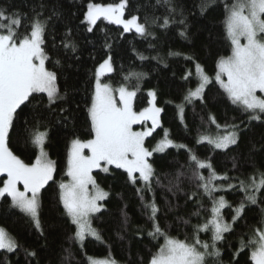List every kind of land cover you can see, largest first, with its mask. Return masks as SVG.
Segmentation results:
<instances>
[{
    "label": "trees",
    "instance_id": "16d2710c",
    "mask_svg": "<svg viewBox=\"0 0 264 264\" xmlns=\"http://www.w3.org/2000/svg\"><path fill=\"white\" fill-rule=\"evenodd\" d=\"M89 2L107 4L118 3L119 0H0V8L7 9L9 13H18L24 19L25 26L35 12L42 13V18L51 17L46 33V51L50 56L46 67L57 73L60 92L62 95L66 93L65 100L57 101L50 108L46 95L38 94L31 104L18 109L15 128L11 133V150L26 163L34 162L38 149L28 142L29 134L34 128L47 131L45 150L57 162V171L55 183L50 181L41 194L45 236H40L22 213L9 207L10 197L0 198V227L20 245L15 252L0 250V264H62L68 255L65 249H69L72 256L64 264H88V257L114 259L117 264H148L151 256L163 244L162 237L154 239L149 235L152 222L145 214L136 192L140 185H132L122 169L110 166L108 173L99 169L93 172L100 187L109 193L107 199L101 202L104 208L92 219V226L99 231L102 241L87 236L81 248L80 244L69 239L75 226L71 225L63 214L62 205L57 202L58 183L67 180L64 173L71 141L90 138L87 106L91 100L95 68L107 56H111L113 70L103 76L102 82L111 84L113 88L125 83L124 77L130 72L146 74L140 81V91L134 100L136 111L148 106L149 90L156 92V106L163 109L159 118L162 126L147 138L146 146L152 148L164 137L165 130L178 145L187 146V149L170 147L151 157L165 185L155 187V198L160 207L157 214L159 223L168 235L191 240L193 226L203 224L210 218L212 200L208 196L196 195L193 200L186 197V194L197 192L195 184L188 179L193 171L189 166L192 162L188 149L202 160L211 158L215 171L221 175L226 173L232 178L248 180L257 169L264 172V122H250L249 114L233 105L214 79L205 88L203 102L194 100L184 105L183 122L177 108L187 91L197 86L195 64L199 63L205 73L213 78L217 60L231 53L224 29L225 0H214L203 12L201 5L206 0H173L176 13L170 17L171 22L167 27L160 26L163 17L168 15L165 6L157 5L156 0H129L125 17L137 15L141 22L147 20L148 31L152 33L147 37H141L135 31L124 33L122 26L103 19L97 21L92 32L87 31L84 14ZM181 18L185 24L178 22ZM181 31L186 32L187 38L180 35ZM64 43L73 44L75 51L65 48ZM140 56L146 59L141 60ZM188 56L194 59H186ZM57 60L60 61L59 65L55 64ZM189 71L193 76L188 80L183 79ZM128 83L135 84L136 81ZM61 108L65 111H60ZM210 115L215 117L220 128L209 121ZM232 124L240 125L241 135L237 145L229 150L213 149L207 140L197 142L205 135L214 137L224 134L223 126ZM234 162L237 168H233ZM200 171L206 177L209 175L207 169ZM178 172L184 173L181 190L173 195L166 186ZM3 179L5 176L0 175V186ZM231 183L237 184L238 181L232 179ZM214 195L224 196L232 206L221 210L224 221L231 223L233 209L244 193L237 188L218 191ZM145 197L150 200L152 193H145ZM198 208L199 215H193ZM184 221L189 223L185 224ZM262 222L264 214L261 213V206L246 208L244 218L233 224V231L225 233V239L217 244L222 252L220 262L251 264L250 250L241 252L235 258L233 254L239 247L240 238L243 236L247 240L253 235L254 228L263 226ZM199 235L201 240H210L211 232H201ZM25 249L36 251L37 257L33 259L27 256ZM208 264L217 262L209 257Z\"/></svg>",
    "mask_w": 264,
    "mask_h": 264
},
{
    "label": "snow or ice",
    "instance_id": "6c2138e0",
    "mask_svg": "<svg viewBox=\"0 0 264 264\" xmlns=\"http://www.w3.org/2000/svg\"><path fill=\"white\" fill-rule=\"evenodd\" d=\"M212 3L214 0L202 3L201 12ZM156 4L166 7L168 15L163 17L160 26L167 27L171 22L170 17L176 13V6L173 0H156ZM128 6L129 0L107 4L89 2L84 14L87 31L92 32L97 21L103 19L110 24L122 26L124 33L135 31L141 37L152 35L148 31L147 20L141 22L137 15L125 17ZM224 11V29L230 42L231 54L221 56L217 60L214 80L233 105L249 114L250 122H264V95H257L258 92L264 94V0H231L230 3L225 0ZM50 19L51 17L42 18V13L35 12L25 26L24 19L18 13H9L7 9L0 8V175L6 177L0 186V198L10 197L9 207L22 213L40 236H45L42 223V190L50 181L55 183L57 171V162L51 159L45 150L48 133L40 131L39 128L30 132L28 142L38 149V154L31 163H26L14 154L9 145L18 109L22 110V106L31 104L38 94L46 95L49 108L66 98V93L62 95L58 87L57 73L46 67V62L50 60L46 51V33ZM178 22L185 24L183 18ZM22 27L23 31L20 30ZM180 35L187 38L184 31H181ZM63 46L75 51V46L71 43H64ZM140 59L146 57L140 56ZM186 59L191 61L194 58L188 56ZM59 63V60L55 61L56 65ZM112 70L109 56L95 72L91 100L87 106L90 138H75L71 141L64 173L67 180L58 183L57 202L62 205L63 214L71 225L75 226V231L69 239L80 244L81 248L86 235L102 241L99 231L92 226V219L104 208L101 202L107 199L109 193L100 187L93 172L99 169L108 173L110 166H114L127 174V179L132 185H140L136 192L140 196L145 214L152 222L149 235L154 239L163 238V244L151 256L148 264H208L209 257L217 264H222L219 259L222 252L217 244L225 239L224 234L233 231L232 225L244 218L245 210L249 206H261V213L264 214V172L257 169L248 180L232 178L226 173L221 175L215 171L211 158L202 160L188 149L192 162L189 166L193 169L192 176L188 179L195 184L197 192L186 194V197L187 200H193L196 195L208 196L212 200L210 218L203 224L193 226L191 240H181L168 235L159 223L157 214L160 207L155 198V187L165 185L162 184L151 157L154 153H163L170 147L187 149V146L176 145L169 138L167 130L154 147L146 146L147 138L162 126L159 118L163 109L156 106V92L149 90V107L136 111L134 100L140 91V81L146 74L130 72L124 77L125 83L114 89L111 84L101 82V76ZM191 76L193 73L189 71L183 79L188 80ZM195 77L197 86L195 89H189L183 102L177 105L181 122L184 105L191 104L194 100L203 102L205 88L213 82V78L205 73L199 63L195 64ZM131 80L136 83H128ZM60 111L65 109L61 108ZM148 121H151L150 127L136 130V125L144 126ZM209 121L217 128L221 127L214 116L210 115ZM223 127L224 134L214 137L205 135L197 142L207 140L213 149L229 150L231 146L237 145L240 139V125ZM237 167L234 162L233 168ZM201 169L209 170V175L204 176ZM183 176V172H178L169 179L166 187L173 195L181 190ZM232 179H236L238 183H231ZM214 181L225 183L216 184ZM237 188L244 196L233 209L231 223H227L221 210L232 206L224 196L216 197L214 193ZM145 193H152V198L146 199ZM193 215H199V208ZM127 223L125 214L124 224ZM184 223L188 224L189 221ZM209 231L210 240H201L199 234ZM19 247L16 239L0 227V250L15 252ZM245 250H250L251 264H264V227L254 228L253 235L247 240L243 236L240 238L239 247L233 254L234 258ZM65 251L68 255L64 257V261H68L72 253L69 249ZM25 252L33 259L37 257L36 251L25 249ZM88 261L89 264H117L114 259L88 257Z\"/></svg>",
    "mask_w": 264,
    "mask_h": 264
},
{
    "label": "rangeland",
    "instance_id": "374dc122",
    "mask_svg": "<svg viewBox=\"0 0 264 264\" xmlns=\"http://www.w3.org/2000/svg\"><path fill=\"white\" fill-rule=\"evenodd\" d=\"M86 11H87V8H86ZM86 13V12H85ZM106 21V20H105ZM86 23V22H85ZM87 24V23H86ZM88 26V25H87ZM242 43L244 42L243 40L241 41ZM231 54V53H230ZM109 56H107L105 59H107ZM105 59H103L97 66H96V68H95V72H96V70L98 69V67H99V65L101 64V63H103V61L105 60ZM110 73V72H109ZM109 73H106V74H109ZM105 74V75H106ZM105 75H102L101 76V82H102V78H103V76H105ZM215 77V76H214ZM214 77H213V79H214ZM94 82H95V79H94ZM103 83V82H102ZM115 89V88H114ZM257 95H264V94H261V93H257ZM151 98L149 97V100H150ZM147 107H149V103H148V106ZM151 126V121H148L144 126H141V125H136L135 126V128H136V130H143V127H150ZM161 140V139H160ZM159 140V141H160ZM176 145H178V143H176V142H174ZM157 144V142L153 145V147L155 146ZM70 147V146H69ZM37 154H38V152H37ZM6 178V177H5ZM20 188H21V190H23V188H22V185H20L19 186ZM11 199V198H10ZM262 227H264V224H263V226ZM86 237H87V235H86ZM91 237V236H90ZM97 259H108V258H97ZM88 264H89V262H88Z\"/></svg>",
    "mask_w": 264,
    "mask_h": 264
}]
</instances>
